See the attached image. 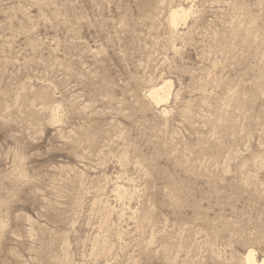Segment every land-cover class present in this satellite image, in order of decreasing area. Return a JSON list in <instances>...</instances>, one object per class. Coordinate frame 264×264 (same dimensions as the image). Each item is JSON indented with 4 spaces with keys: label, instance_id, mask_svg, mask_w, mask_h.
Listing matches in <instances>:
<instances>
[{
    "label": "rangeland",
    "instance_id": "rangeland-1",
    "mask_svg": "<svg viewBox=\"0 0 264 264\" xmlns=\"http://www.w3.org/2000/svg\"><path fill=\"white\" fill-rule=\"evenodd\" d=\"M249 252L264 0H0V264Z\"/></svg>",
    "mask_w": 264,
    "mask_h": 264
},
{
    "label": "bare ground",
    "instance_id": "bare-ground-1",
    "mask_svg": "<svg viewBox=\"0 0 264 264\" xmlns=\"http://www.w3.org/2000/svg\"><path fill=\"white\" fill-rule=\"evenodd\" d=\"M176 14V13H175ZM159 87V86H158ZM159 89H163V87H160ZM152 97V95H151ZM158 97V96H157ZM156 98V97H155ZM245 259V258H244ZM247 264H255L256 260L253 257L252 252H249L246 256ZM260 264H264V257L261 259Z\"/></svg>",
    "mask_w": 264,
    "mask_h": 264
}]
</instances>
